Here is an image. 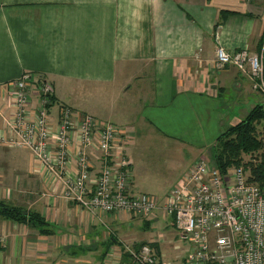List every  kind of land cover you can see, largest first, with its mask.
Returning <instances> with one entry per match:
<instances>
[{"label":"crops","instance_id":"crops-1","mask_svg":"<svg viewBox=\"0 0 264 264\" xmlns=\"http://www.w3.org/2000/svg\"><path fill=\"white\" fill-rule=\"evenodd\" d=\"M219 46L264 48V0H0V133L10 83L43 73L53 114L70 105L132 133L133 185L143 192L131 156L137 139H176L194 155L189 170L263 103L250 74L218 68ZM61 192L30 149L0 144V201L39 213L50 230L1 217L0 264H106L114 224L131 215L91 213Z\"/></svg>","mask_w":264,"mask_h":264},{"label":"built area","instance_id":"built-area-1","mask_svg":"<svg viewBox=\"0 0 264 264\" xmlns=\"http://www.w3.org/2000/svg\"><path fill=\"white\" fill-rule=\"evenodd\" d=\"M227 64L250 74L264 95V50L219 46L216 65ZM8 91L0 144L30 149L64 199L96 214L150 218L163 211L187 244L181 264H264V186L249 182L244 165L222 171L199 158L162 201L134 190L130 131L70 105L53 114V85L43 73L25 71ZM155 243H113L106 264H160Z\"/></svg>","mask_w":264,"mask_h":264},{"label":"rangeland","instance_id":"rangeland-1","mask_svg":"<svg viewBox=\"0 0 264 264\" xmlns=\"http://www.w3.org/2000/svg\"><path fill=\"white\" fill-rule=\"evenodd\" d=\"M263 50L264 48L255 53L261 55ZM262 97L261 102L264 104V96L262 95ZM255 125L258 136L264 139V119ZM174 140L164 139L163 141L173 143L164 145V142L162 144L158 143L156 138L137 139L136 145L131 150L136 171L142 172L140 182L145 188L141 191L150 193L159 199H163L167 192L179 183L180 177L188 170V165L192 160V156H194L191 151L183 153L185 147L176 139ZM215 142L206 151L209 153L206 158L212 161L215 160ZM258 153H244L241 165L251 160L257 161ZM171 220L170 216L167 217L161 211H157L156 218L154 215L150 218H139L131 215L130 219L116 221L113 228L117 230L118 238L113 242L111 240V243L123 240L129 242V244H136L156 240L155 249L160 254L159 263L180 264L185 258L187 244L184 241L183 234L172 224ZM100 226L103 227L104 231H107L103 224H100Z\"/></svg>","mask_w":264,"mask_h":264},{"label":"trees","instance_id":"trees-1","mask_svg":"<svg viewBox=\"0 0 264 264\" xmlns=\"http://www.w3.org/2000/svg\"><path fill=\"white\" fill-rule=\"evenodd\" d=\"M229 11H222L225 16ZM264 119V104L254 106L245 119L228 127L216 139L215 161L222 171L231 166L242 164L244 153H258L257 161H249L244 164L248 170V180L251 183L264 186V139L258 136L256 123ZM5 217L15 221H31L42 233L50 230L46 219L39 213L27 214L21 208L0 201V218ZM47 224V225H46ZM46 225V226H45ZM156 245V244H155Z\"/></svg>","mask_w":264,"mask_h":264}]
</instances>
